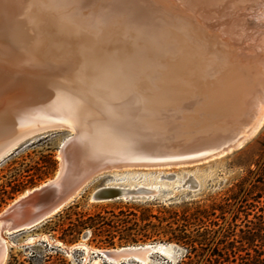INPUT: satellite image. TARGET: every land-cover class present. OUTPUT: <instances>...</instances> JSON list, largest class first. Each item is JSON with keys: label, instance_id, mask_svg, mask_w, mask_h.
I'll return each instance as SVG.
<instances>
[{"label": "bare ground", "instance_id": "6f19581e", "mask_svg": "<svg viewBox=\"0 0 264 264\" xmlns=\"http://www.w3.org/2000/svg\"><path fill=\"white\" fill-rule=\"evenodd\" d=\"M217 23L185 0H0V157L39 124L60 120L116 138L127 136L128 126L144 146L188 157L110 168L84 186L104 173L160 172L224 156L229 152L198 159L193 154L229 137L241 147L264 124V42L249 41L247 28L225 33ZM77 137L71 126L55 174ZM132 186L106 183L93 200H112L96 196L110 188L120 191L116 199L159 191L157 184ZM5 230L0 220L4 264L14 233ZM55 242L69 255L84 250V264H164L155 254L166 264L177 261L173 243L102 249L85 241Z\"/></svg>", "mask_w": 264, "mask_h": 264}, {"label": "rangeland", "instance_id": "374dc122", "mask_svg": "<svg viewBox=\"0 0 264 264\" xmlns=\"http://www.w3.org/2000/svg\"><path fill=\"white\" fill-rule=\"evenodd\" d=\"M185 6L211 16L225 26V33L244 27L249 41L264 42V0H185ZM69 134L70 130L59 129L35 136L4 157L0 162V211L25 190L54 176L61 142ZM106 183L138 189L157 184L159 191L153 197L93 200L95 189ZM120 211L131 223L137 222L133 229L122 224L77 226L78 219L97 213L112 219ZM261 221L263 224L264 124L243 147L200 164L96 176L48 220L10 234L5 264H84V250L69 255L56 240L66 245L85 241L102 249L166 242L177 245V261L172 264H264V230L261 236L247 239L248 231ZM178 234L185 236L178 239ZM32 236L36 240L29 242ZM190 244L196 246L195 251H188ZM154 258L167 263L159 254Z\"/></svg>", "mask_w": 264, "mask_h": 264}, {"label": "water", "instance_id": "95a60500", "mask_svg": "<svg viewBox=\"0 0 264 264\" xmlns=\"http://www.w3.org/2000/svg\"><path fill=\"white\" fill-rule=\"evenodd\" d=\"M238 13L242 12L239 11ZM71 126L77 128L78 137L74 145L69 146L65 153L63 170L60 174H55L51 181L39 188H33L31 192L1 212L0 220L3 221L5 231L10 233L21 232L45 222L72 201L88 179L97 173L130 164L178 162L183 158H188L186 155H179L182 154V151L160 150L157 147L144 146L142 141H139L141 136L131 133L130 130L132 129H129L128 126L126 128L128 131H125L127 136L116 138L108 136L110 133L106 134L104 129L102 131L95 128L85 130L60 120L39 124L27 132L26 137L18 141L13 149L7 151V154L0 157V162L24 141L54 130H71ZM234 138L235 136L204 145L201 151L193 154L198 156H191L198 159L218 155L224 151L233 152L243 147L248 141H245L241 147H237ZM96 196L98 199H116L120 196V191L115 188L105 189ZM0 264H4L1 253Z\"/></svg>", "mask_w": 264, "mask_h": 264}, {"label": "trees", "instance_id": "16d2710c", "mask_svg": "<svg viewBox=\"0 0 264 264\" xmlns=\"http://www.w3.org/2000/svg\"><path fill=\"white\" fill-rule=\"evenodd\" d=\"M71 208V206L69 207ZM114 218L112 219H107L104 215L101 213H97L95 216H89L86 219H78V225L80 227H101L102 225H111V226H116L117 224H122L126 225L128 229H133V225H137V222L135 221L134 223L130 222V219H128V215L124 213L123 211H120L119 213L115 214L113 213ZM140 219H145L143 216L140 217ZM263 221L259 224L258 227H255L251 230L248 231V238L250 240H253L255 237L261 236L262 231L264 230V223L262 224ZM262 224V225H261ZM131 225V226H130ZM185 234H178V239L184 238ZM202 243V242H201ZM190 249L188 250L189 252H193L196 250V246L194 244H190Z\"/></svg>", "mask_w": 264, "mask_h": 264}, {"label": "snow or ice", "instance_id": "6c2138e0", "mask_svg": "<svg viewBox=\"0 0 264 264\" xmlns=\"http://www.w3.org/2000/svg\"><path fill=\"white\" fill-rule=\"evenodd\" d=\"M129 103L130 107H133L134 108V105L131 104V98L129 97L128 100L126 101Z\"/></svg>", "mask_w": 264, "mask_h": 264}]
</instances>
